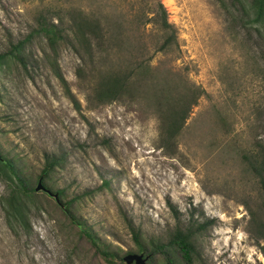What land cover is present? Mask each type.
I'll return each instance as SVG.
<instances>
[{"label": "rangeland", "instance_id": "374dc122", "mask_svg": "<svg viewBox=\"0 0 264 264\" xmlns=\"http://www.w3.org/2000/svg\"><path fill=\"white\" fill-rule=\"evenodd\" d=\"M156 1L175 29L177 42L168 52H156L161 38L152 24L136 29L137 16ZM239 1L0 0V56L20 41L25 47V64L0 58V155L33 189L18 193L14 212L7 198L16 180L0 161V264H128L127 254L167 264L159 253L149 259L139 251L132 229L150 251L176 227L208 220L194 238L191 264H264V241L256 239L249 214L262 215L264 193L242 161L243 153L264 146V30L246 6L247 23ZM72 6L121 16L133 46L147 44L153 67L169 70L179 89L203 90L174 154L161 146L151 101L90 107L75 73L77 55L64 46L55 55L34 32L41 10ZM54 59L79 111L50 69ZM47 157L58 164L44 176ZM39 180L52 193L63 191L60 201L70 202L111 261L53 196L34 190ZM170 254L174 264H186L176 251Z\"/></svg>", "mask_w": 264, "mask_h": 264}, {"label": "trees", "instance_id": "16d2710c", "mask_svg": "<svg viewBox=\"0 0 264 264\" xmlns=\"http://www.w3.org/2000/svg\"><path fill=\"white\" fill-rule=\"evenodd\" d=\"M239 3L242 14L247 18V23H252L249 21L250 14L247 10L249 9L254 15L252 21L259 23L264 30V0H243ZM137 18L136 29L144 31L146 25L152 24L160 32L158 37L161 38V41L156 47V52H168L176 44L175 29L168 22L166 9L160 1L153 2L148 10L141 11ZM126 28L121 16L90 15L72 6L64 12H54L52 8L41 10L36 16L34 32L45 39V44L55 55L61 46L69 48L77 55L79 65L75 73L90 107H98L112 102L128 104L142 100L151 101L159 121L161 146L166 148L170 154H174L177 150L176 139L191 108L196 105L203 94V90L192 84H187L182 89L177 88L176 82L173 80L175 77H171V73H168L169 70L160 72L150 64L151 59L146 56L147 44L145 42L141 41L133 46L135 43L127 37ZM140 39H143V35ZM24 52V42L20 41L11 45L10 50L0 58L4 59L5 56L10 55L25 64L20 56ZM50 69L74 109L79 111L81 109L80 101L71 91L56 59L50 63ZM259 147L258 150L243 153L242 161L253 178L257 180L263 194L264 146L260 144ZM0 161L16 180L15 187L8 193L7 198L10 208L15 212L13 205L18 193L26 196L31 194L33 189L25 185L24 180L16 173L12 165L1 155ZM56 164H58L57 159L47 157L42 175L47 176ZM56 193L59 197L58 203L61 204L71 222L79 228L97 253L111 261L110 257L113 254L102 247L84 222L72 213L70 202L62 203L60 201L63 191L57 190ZM259 206L263 211L262 215L255 210H249L250 222L255 229L256 239L264 241V198L261 199ZM212 222V220H208L195 226L191 224L190 226L176 227L166 243L157 242L153 250L150 251L143 247L139 241V233L134 229H132V237L138 245V250L150 255L149 259L155 253H159L167 264H174L170 253L176 251L183 262L191 264L195 250L194 238Z\"/></svg>", "mask_w": 264, "mask_h": 264}, {"label": "water", "instance_id": "95a60500", "mask_svg": "<svg viewBox=\"0 0 264 264\" xmlns=\"http://www.w3.org/2000/svg\"><path fill=\"white\" fill-rule=\"evenodd\" d=\"M34 190L44 191L47 194L53 196L55 200L59 202L58 193H52L49 189H47L45 186L42 185L41 180L38 181ZM123 260L128 264H131L133 261L135 262V264H146L147 256L143 258L141 254H127L126 256L123 257Z\"/></svg>", "mask_w": 264, "mask_h": 264}]
</instances>
